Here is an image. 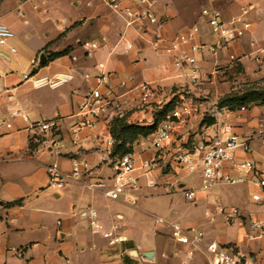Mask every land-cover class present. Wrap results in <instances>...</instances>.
<instances>
[{"label": "crops", "instance_id": "0c3cea01", "mask_svg": "<svg viewBox=\"0 0 264 264\" xmlns=\"http://www.w3.org/2000/svg\"><path fill=\"white\" fill-rule=\"evenodd\" d=\"M163 1H156L155 11L164 31L172 34L182 30L176 27L186 25L193 15L186 18L174 3L165 5ZM48 2L0 0V22L14 33L7 43L0 44V119L12 123V129L0 128V264H211L206 245L212 241L237 248L252 255L257 264H264V234L250 237L253 231L249 225L251 218L264 221V195L262 201H254L251 196L260 189L251 184L218 183L208 191H198L190 208H176L171 199L166 203L164 194L170 197L184 194L185 188H198L201 174L194 172L198 185H186L185 173L174 165L169 152L159 157L152 169L143 171V162L156 153L151 134L132 144L137 167L135 204L113 200L103 190L88 186L113 175L116 156L112 155L113 147L106 146L110 130L105 123L94 130H83L77 137L70 132L76 121L73 114L92 85L84 75L109 72L115 76V85L120 79L134 84L154 82L165 96L173 86L188 82L169 57L154 52L103 0H72L71 15L61 19L56 15L49 19ZM130 3L123 0L121 5ZM208 4L218 8L225 20L237 15L242 6L248 11L255 6L256 14L261 10L264 15V0H209ZM25 5L29 7L27 15L15 12ZM198 18L197 23L201 22L200 15ZM251 26L248 34L227 49H219L215 55L208 48L202 51L198 61L202 77L218 63L232 67L235 62L231 54L249 78L264 75V54L260 52L264 26L252 22ZM201 39L207 46L217 42L205 24L201 26ZM126 42L132 43L130 50ZM65 50L66 54L51 58V54ZM41 53L47 60L32 73ZM26 73L32 77L25 80ZM59 73L71 74L72 78L55 88L35 83L36 78ZM127 110L126 121L142 126L152 124L156 111L136 108L133 102ZM14 111L27 114V119L13 115ZM42 117H59L61 121L56 132L41 135L42 142L36 144L28 127ZM203 117L195 125L193 119L179 122L178 136L192 129L214 133L227 123L252 147L250 154L238 150V159L264 163V143L257 133L264 122V105L217 110L211 114L215 119L211 125L202 124ZM75 160L85 161L87 170L60 188H48L49 166L55 162L62 171L70 172ZM216 204L237 207L239 217L224 222L214 211ZM91 209L96 211L102 231H112L118 241L112 243L101 233L92 232L90 218L85 215ZM157 218L163 221L157 222ZM170 222H177L190 234L202 233L201 242L181 243L173 236ZM146 253H153L152 258L148 259Z\"/></svg>", "mask_w": 264, "mask_h": 264}, {"label": "built area", "instance_id": "2783aa9c", "mask_svg": "<svg viewBox=\"0 0 264 264\" xmlns=\"http://www.w3.org/2000/svg\"><path fill=\"white\" fill-rule=\"evenodd\" d=\"M123 0H103L112 10L117 12L124 20L126 27L133 28L150 45L154 52L162 54L171 59V65L181 71L189 85L195 86L202 77V71L198 66L199 57L206 48L210 52L227 47L240 40L251 31V22L245 18L248 7L242 6L237 15L230 20H225L222 12L211 4L204 5L201 9V22L195 23L172 34L164 31L161 18L155 11L157 0H130V4L122 6ZM205 24L209 32L217 37V42L207 46L201 39V26ZM14 37L12 30L0 22V44L7 43ZM89 45V43H85ZM131 42H126V49L132 48ZM14 50V48H12ZM264 54V46L260 48ZM231 61H237V57L230 55ZM24 79H30L31 74L23 75ZM72 78L71 74H54L36 78L38 86H50L52 88L67 82ZM86 81L92 85L85 93L82 102L78 105L73 116L75 123L70 127V132L77 137L83 130H94L102 122L106 129L111 128L114 119H126L127 108L131 102L136 108H150L158 110L168 104V99L163 95L160 87L154 82L131 83L128 79H120L115 85V76L112 73L101 71L97 74H85ZM181 101L166 113L163 120L157 125L151 134V144L155 149V155L145 160L141 166L143 171L152 169L158 158L165 152L172 155V162L185 173L199 171L201 183L198 188H185L184 195L188 200H195L198 191H208L218 183L222 184H251L260 189L253 192L254 201H262L264 195V163L251 159H238L237 151L246 154L252 152L249 140L240 139L232 130L230 124L224 123L214 133L201 131L194 136L189 133L178 136L179 122L189 118L196 107L192 101L183 96ZM13 115H21L27 119V114L14 111ZM61 119L39 118L30 122L29 131L32 134V142L41 143V135L54 133L59 129ZM154 120L152 119V123ZM12 129V123L0 119V128ZM258 138L264 143V122L259 124ZM106 146L112 148L114 138L111 132L106 135ZM85 161L75 160L73 169L64 172L57 163H52L48 168V188L57 189L64 186L69 179H77L83 171L87 170ZM136 159L133 152L117 155L113 161V175L109 178L99 179L89 183L90 188L104 191L106 196L113 200H126L131 204L136 203L134 192L137 189V178L134 176L136 170ZM216 214L223 221L230 223L237 219L240 210L234 206L216 204ZM90 218V226L93 233H101L111 242L118 241L112 231H102L97 220V213L91 209L85 213ZM211 220L214 219L212 215ZM157 218V222H162ZM58 226L61 222L57 223ZM249 225L253 233L250 237L255 238L264 234V221L251 218ZM173 236L183 244L196 245L201 242L202 233L190 234L177 222H170ZM211 254V264H257L253 256L237 248L222 245L218 241H212L206 245ZM189 252V256L192 255Z\"/></svg>", "mask_w": 264, "mask_h": 264}, {"label": "rangeland", "instance_id": "374dc122", "mask_svg": "<svg viewBox=\"0 0 264 264\" xmlns=\"http://www.w3.org/2000/svg\"><path fill=\"white\" fill-rule=\"evenodd\" d=\"M71 1L72 0H49V2L47 3V9H49V19H51L53 15H56L58 19H61L62 17H69L72 10L70 6ZM74 1L78 2V0ZM207 1L209 0H164L163 2L165 5L172 6L174 3V5L180 9L181 15H184L186 18L189 16V14L193 15L192 20L186 23V25L176 27V30H179L191 26L192 24L199 21V13L203 5L207 4ZM35 4L38 5L39 3L36 1ZM32 7L33 6L31 5V8ZM28 8V5H25L16 9L15 12L17 13L18 11H20L24 15H27L29 11ZM255 8L257 7L252 6L250 11L246 13L245 18L250 22L255 23L259 27L264 26V15H262L261 10H259V15L256 14ZM37 9L39 11L42 10L40 5ZM48 24L51 23L48 22ZM222 49L225 50L227 49V47H224ZM216 52L212 53L215 55ZM259 70L260 68H258V71ZM250 85L263 86L264 75L255 79H251L248 77L245 68L236 61L232 65V67H229L227 63H218L211 67L208 71H205V76L201 77L197 85L191 86L186 83L185 86H173L171 88V92L167 93L168 96H166V98L168 99V101H172V108L181 101L179 94L182 95L186 100L192 101L193 105L196 107V111L189 118H187V120L193 119V124L195 125L197 124V120L202 116H204L203 118H211L212 113L216 112L217 110H222L217 107V101L223 95L232 91L242 90ZM214 106H216V108H214ZM171 107L170 109H172ZM198 132H200L199 129H192L189 130L188 133L191 136H194V134ZM183 180L184 183L188 186H196L199 183V180L197 179L194 172L185 173V178H183ZM170 199L175 203V207L179 209H184L187 207L190 208V206H193L194 202V200H187L184 194L180 192L175 193L170 197L169 195L167 196L166 194H164L163 200H166V203L169 202Z\"/></svg>", "mask_w": 264, "mask_h": 264}, {"label": "trees", "instance_id": "16d2710c", "mask_svg": "<svg viewBox=\"0 0 264 264\" xmlns=\"http://www.w3.org/2000/svg\"><path fill=\"white\" fill-rule=\"evenodd\" d=\"M67 52L68 50L51 54V58L64 55ZM259 105H264V85H250L242 90L229 92L217 101V107L219 109L225 108L229 111H236L242 108H250ZM171 106L172 101L155 111L154 122L148 126L130 124L126 119H114L110 128V132L114 138L112 155L121 156L133 152L132 144L134 141L140 137H146L152 134L156 130L157 125L163 120L166 113L171 110ZM205 123L211 125L215 123V119L213 117L204 118L202 124ZM15 203H18V201Z\"/></svg>", "mask_w": 264, "mask_h": 264}, {"label": "water", "instance_id": "95a60500", "mask_svg": "<svg viewBox=\"0 0 264 264\" xmlns=\"http://www.w3.org/2000/svg\"><path fill=\"white\" fill-rule=\"evenodd\" d=\"M46 60H47V58H46L45 54L44 53H41L40 56H39V59H38L37 66L34 68V70H32V73L36 72L39 67L44 66ZM145 256L148 259H151L152 256H153V253H146Z\"/></svg>", "mask_w": 264, "mask_h": 264}]
</instances>
